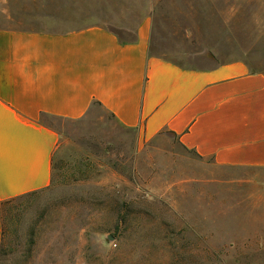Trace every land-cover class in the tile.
Masks as SVG:
<instances>
[{"label":"rangeland","instance_id":"374dc122","mask_svg":"<svg viewBox=\"0 0 264 264\" xmlns=\"http://www.w3.org/2000/svg\"><path fill=\"white\" fill-rule=\"evenodd\" d=\"M147 6L152 54L264 72V0H0V25L67 14L112 22ZM44 122L59 135L52 181L6 214L0 264H264V169L217 166L99 106Z\"/></svg>","mask_w":264,"mask_h":264},{"label":"crops","instance_id":"0c3cea01","mask_svg":"<svg viewBox=\"0 0 264 264\" xmlns=\"http://www.w3.org/2000/svg\"><path fill=\"white\" fill-rule=\"evenodd\" d=\"M121 16L0 25V205L50 186L59 135L44 119H81L94 106L217 166L264 169V72L242 60L205 55L186 66L154 55L152 8Z\"/></svg>","mask_w":264,"mask_h":264},{"label":"trees","instance_id":"16d2710c","mask_svg":"<svg viewBox=\"0 0 264 264\" xmlns=\"http://www.w3.org/2000/svg\"><path fill=\"white\" fill-rule=\"evenodd\" d=\"M37 192H39V191L30 192V193L18 196L16 198L11 199V200L5 201L0 205V212H1L2 223H3V234H4V225H5V221H6V214L9 212V210L15 208L16 203H18L19 201L24 200L28 196L36 194ZM0 247H1V245H0Z\"/></svg>","mask_w":264,"mask_h":264}]
</instances>
